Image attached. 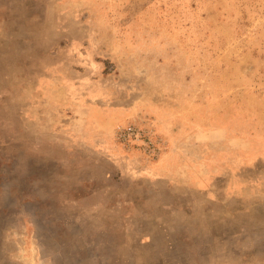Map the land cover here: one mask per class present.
<instances>
[{"label": "rangeland", "instance_id": "374dc122", "mask_svg": "<svg viewBox=\"0 0 264 264\" xmlns=\"http://www.w3.org/2000/svg\"><path fill=\"white\" fill-rule=\"evenodd\" d=\"M0 264H264V0H0Z\"/></svg>", "mask_w": 264, "mask_h": 264}]
</instances>
